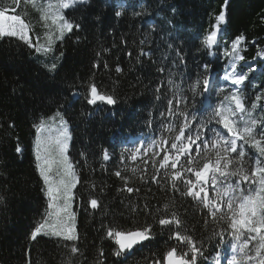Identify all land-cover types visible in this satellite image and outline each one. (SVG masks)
Segmentation results:
<instances>
[{
  "label": "trees",
  "instance_id": "16d2710c",
  "mask_svg": "<svg viewBox=\"0 0 264 264\" xmlns=\"http://www.w3.org/2000/svg\"><path fill=\"white\" fill-rule=\"evenodd\" d=\"M121 4L125 7L117 16ZM224 4L225 0H90L87 6L67 10L68 19L81 28L56 42L54 52L47 56L35 53L15 38L0 40V196L4 197L0 204V264H65L70 255L64 247L69 242L44 235L36 241L30 239L47 208L32 151L34 125L50 120L57 111L67 121L71 133L68 156L81 180L74 190L72 210L76 213L80 237L77 244L83 256L73 257V264H95L100 249L105 253L104 264H152L154 259L162 260L171 246L178 245L169 239L167 231L161 232L159 225H154V239L134 248L126 259L114 257L112 251L117 246L106 238L102 222L106 227L129 231L147 219L143 213L129 212V201L141 208L147 203L153 209L174 203L170 210L181 215L198 246L203 244L207 259L200 258L199 264H207L217 252L228 253L230 238L225 235L227 243L218 246L219 237L212 235L215 225L204 226L206 210L194 205L190 198L172 192L163 179L159 184L151 180L140 183L139 169L145 166L139 157L135 163L127 159L125 151L138 139L159 136L161 123L167 122L159 115L166 108V100H156L155 92L167 74L159 73L158 64L152 62L160 61L165 40L175 39V46L183 49L187 60L185 74L195 80L198 66L205 62H211L214 72L222 74L227 63L224 49L243 35L245 61L258 69L251 74V83L246 82L249 102L264 87V60L257 57L258 52H264V0H228L227 23L221 26L227 43H221L212 56L202 47L203 36L215 24ZM4 5L11 6L12 0H0V8ZM6 14L21 15L32 27L33 41L43 35L39 12L23 0L15 13ZM153 26L155 31L151 30ZM141 40H146V45H141ZM141 47L151 48L155 54L151 59L140 57L142 62L137 63ZM53 62L56 70L49 72L44 65ZM116 67L122 72L117 73ZM91 84L101 94L112 95L117 103L90 106L86 98ZM182 87L187 89V83ZM165 90L166 84L161 93ZM149 120L152 127L147 125ZM17 144L23 150L21 154L15 151ZM105 150L110 154L108 161L102 158ZM132 167L138 168L136 175L132 174ZM117 170L130 177L131 186L140 192L132 196L118 193L123 182L114 175ZM147 170L151 176L150 161ZM91 184L97 186L96 191H92ZM101 187L103 193L99 191ZM90 197L100 199L103 211L87 207ZM122 198L124 204L120 202Z\"/></svg>",
  "mask_w": 264,
  "mask_h": 264
},
{
  "label": "snow or ice",
  "instance_id": "6c2138e0",
  "mask_svg": "<svg viewBox=\"0 0 264 264\" xmlns=\"http://www.w3.org/2000/svg\"><path fill=\"white\" fill-rule=\"evenodd\" d=\"M23 2L39 12L43 35H37L33 41L31 25L21 15L6 14L15 13L21 3V0H12L11 6L0 8V40L15 38L35 53L47 56L54 52L56 42L63 41L67 34L81 28L68 19L67 10L87 6L90 0ZM227 4L228 0H225L221 12L215 17V24L201 40L209 56L219 50L221 43H227L221 27L227 23ZM124 7L120 5L117 16L122 15ZM135 15L143 13L135 12ZM151 30L155 31V27ZM244 41L243 35L237 36L224 49L227 63L222 74L214 72L211 62H205L198 66L199 72L192 80L190 75L185 74L187 60L183 49L175 46V39L165 40V52L160 61L152 62L158 64L159 73L167 74L166 81L155 88L156 100H166V108L159 115L167 122L161 123L159 136L138 139L131 148L126 146L125 151L127 159L135 163L139 157L145 166L139 169L142 173L137 176L140 183L146 184L151 180L159 184L163 179L172 192L190 198L194 205L206 210L204 226L215 225L212 235L219 237L218 246L227 243L225 235L231 240L226 264H264V87L249 102L245 89L251 83V74L258 69L254 63L245 61L242 54ZM140 44L146 45V40H141ZM154 54L153 49L141 47L137 63L142 62L140 57L151 59ZM128 55L131 57L132 53ZM257 57L264 60V52H258ZM241 62L245 63L241 65ZM44 66L49 72H55L57 67L55 62ZM115 71L121 73L122 69L116 67ZM184 83H187V89L182 87ZM165 84L166 90L161 93ZM86 99L89 105H96L98 101L108 105L117 103L112 95L101 94L95 84L89 86ZM57 118L58 127L53 128ZM49 119L52 124L42 120L34 125V157L43 182L41 191L47 200V208L42 221L31 232L30 239L36 241L38 236L44 235L69 242L64 245L70 252L65 264H73V257L83 256L77 244L80 237L75 224L76 213L72 210L76 199L74 190L81 180L67 155L71 141L67 121L59 111ZM147 125L152 127V121H147ZM9 127L14 125L9 124ZM15 151L21 154L23 150L17 144ZM102 158L104 161L110 159L107 150ZM124 159L122 153L121 163ZM149 161L153 169L151 176L147 170ZM131 172L136 175L138 168L132 167ZM114 175L123 182L122 187L117 189L118 193L126 192L132 196L140 192L139 188L131 186L130 177L123 175L122 170L115 171ZM96 188L95 184H91L92 191ZM99 191L103 193L104 187ZM3 202L4 197L0 196V204ZM120 202L124 204L123 198ZM87 207L103 211L97 197H90ZM126 207L129 212L143 213L147 219L143 225L129 231L106 227L102 222L106 238L113 240L117 246L112 255L118 260L126 259L134 246L154 239V225H159L161 232L167 231L169 239H174L178 245L171 246L162 260L154 259L152 264H199L200 258L207 259L203 244L198 246L188 234L181 215L170 210L174 203L172 206L164 204L163 209H153L147 203L141 208L129 201ZM180 245L183 247L180 248ZM104 256L103 249H100L95 264H104ZM28 264L31 262L28 261ZM76 264L82 262L77 261ZM215 264H221L220 252L216 253Z\"/></svg>",
  "mask_w": 264,
  "mask_h": 264
},
{
  "label": "rangeland",
  "instance_id": "374dc122",
  "mask_svg": "<svg viewBox=\"0 0 264 264\" xmlns=\"http://www.w3.org/2000/svg\"><path fill=\"white\" fill-rule=\"evenodd\" d=\"M46 123H49V124H52V121L51 120H48V121H45ZM58 123H59V119L57 118V121H56V123L55 124H52V127L53 128H56V127H58ZM35 140H36V136H35V138H34V141H33V147H32V151H33V154H34V145H35ZM69 144H70V142H69ZM68 149H69V147H68ZM67 155H68V152H67ZM69 157V156H68ZM35 158V157H34ZM73 209V208H72ZM228 257H226L225 255H223V254H221V264H226V259H227ZM211 264H215V260L213 261V262H211Z\"/></svg>",
  "mask_w": 264,
  "mask_h": 264
},
{
  "label": "water",
  "instance_id": "95a60500",
  "mask_svg": "<svg viewBox=\"0 0 264 264\" xmlns=\"http://www.w3.org/2000/svg\"><path fill=\"white\" fill-rule=\"evenodd\" d=\"M99 103H101V101H98V102H97V104H99ZM103 103H105V102H103ZM97 104H96V105H97ZM90 106H95V105H90ZM139 245H140V244H139ZM136 246H138V245H136ZM136 246H134V248H135ZM134 248H133V249H134ZM133 249H132V250H133Z\"/></svg>",
  "mask_w": 264,
  "mask_h": 264
},
{
  "label": "bare ground",
  "instance_id": "6f19581e",
  "mask_svg": "<svg viewBox=\"0 0 264 264\" xmlns=\"http://www.w3.org/2000/svg\"><path fill=\"white\" fill-rule=\"evenodd\" d=\"M132 251H133V250H132ZM132 251H131V252H132ZM131 252H130V253H128L127 255L131 254Z\"/></svg>",
  "mask_w": 264,
  "mask_h": 264
}]
</instances>
